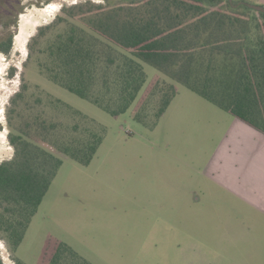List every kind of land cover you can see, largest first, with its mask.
I'll return each instance as SVG.
<instances>
[{
    "label": "trees",
    "instance_id": "1",
    "mask_svg": "<svg viewBox=\"0 0 264 264\" xmlns=\"http://www.w3.org/2000/svg\"><path fill=\"white\" fill-rule=\"evenodd\" d=\"M248 4L86 0L62 7V14L38 27L29 55L47 80L114 117L143 86V62L169 81L154 76L146 85L133 107L138 122L150 114L156 121L181 85L264 134V12ZM25 93L22 84L11 99L9 117L18 121L8 134L13 155L0 162V233L12 251L61 164L53 151L86 165L102 140L99 129L66 127L34 112ZM37 264L91 263L48 236Z\"/></svg>",
    "mask_w": 264,
    "mask_h": 264
},
{
    "label": "rangeland",
    "instance_id": "2",
    "mask_svg": "<svg viewBox=\"0 0 264 264\" xmlns=\"http://www.w3.org/2000/svg\"><path fill=\"white\" fill-rule=\"evenodd\" d=\"M14 1L22 9L12 48L8 55L0 53V162L13 155L8 134L18 121L9 113L22 84L34 112L66 127L99 129L102 140L86 165L53 151L61 164L15 251L0 233V264H37L48 236L91 264H264L255 244H233L223 225L209 227L205 217L196 221L190 209L177 207L179 200L191 203L188 190L200 188V171L218 138L221 117L229 115L177 85L156 121L150 114L138 122L133 107L146 85L154 76L169 81L143 62L145 82L136 99L125 112L110 115L47 80L35 55H29L38 27L62 14V7L86 0ZM50 3L57 11L45 17Z\"/></svg>",
    "mask_w": 264,
    "mask_h": 264
},
{
    "label": "crops",
    "instance_id": "3",
    "mask_svg": "<svg viewBox=\"0 0 264 264\" xmlns=\"http://www.w3.org/2000/svg\"><path fill=\"white\" fill-rule=\"evenodd\" d=\"M221 120L200 188L188 190L191 203L179 200L177 207L190 209L196 221L205 217L209 227L223 225L229 242L255 244L264 254V134L231 115Z\"/></svg>",
    "mask_w": 264,
    "mask_h": 264
},
{
    "label": "flooded vegetation",
    "instance_id": "4",
    "mask_svg": "<svg viewBox=\"0 0 264 264\" xmlns=\"http://www.w3.org/2000/svg\"><path fill=\"white\" fill-rule=\"evenodd\" d=\"M20 9H22V5L17 1L0 0V53L5 55H8L12 48L11 43L16 25V17L20 13ZM8 42L10 43V47L9 50L5 52L4 48ZM11 72L12 70H10L9 74H12Z\"/></svg>",
    "mask_w": 264,
    "mask_h": 264
},
{
    "label": "water",
    "instance_id": "5",
    "mask_svg": "<svg viewBox=\"0 0 264 264\" xmlns=\"http://www.w3.org/2000/svg\"><path fill=\"white\" fill-rule=\"evenodd\" d=\"M249 7L256 9L258 11L264 12V7L263 5H259V4H248Z\"/></svg>",
    "mask_w": 264,
    "mask_h": 264
},
{
    "label": "bare ground",
    "instance_id": "6",
    "mask_svg": "<svg viewBox=\"0 0 264 264\" xmlns=\"http://www.w3.org/2000/svg\"><path fill=\"white\" fill-rule=\"evenodd\" d=\"M57 4H58V3H57ZM52 10H55L53 3H51V4L48 6V9L46 10L47 13H44L45 17H46V16H51V14H52ZM55 11H57V10H55Z\"/></svg>",
    "mask_w": 264,
    "mask_h": 264
}]
</instances>
